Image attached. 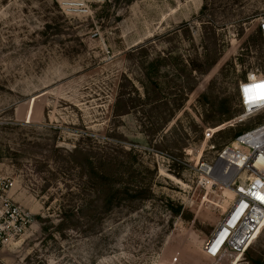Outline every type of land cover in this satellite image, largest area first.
<instances>
[{"label": "rangeland", "instance_id": "1", "mask_svg": "<svg viewBox=\"0 0 264 264\" xmlns=\"http://www.w3.org/2000/svg\"><path fill=\"white\" fill-rule=\"evenodd\" d=\"M92 10L0 0V209L29 219L0 264H222L205 247L234 193L211 170L264 120H236L238 83L264 73V0ZM231 262L264 264V226Z\"/></svg>", "mask_w": 264, "mask_h": 264}, {"label": "built area", "instance_id": "2", "mask_svg": "<svg viewBox=\"0 0 264 264\" xmlns=\"http://www.w3.org/2000/svg\"><path fill=\"white\" fill-rule=\"evenodd\" d=\"M59 7L78 16L93 12L92 8L105 0H55ZM258 29L264 33V16L257 19ZM264 73H250L237 85L238 106L241 113L237 121L264 111ZM215 170L230 172L226 181L233 189L234 200L205 247L206 254L226 264L233 256H242L256 239V232L264 225V120L239 133L217 152ZM211 170V169H210ZM225 182V183H226ZM11 182L0 184L6 192ZM29 222L23 210L7 198L0 209V245L20 236ZM232 264V262L230 263Z\"/></svg>", "mask_w": 264, "mask_h": 264}, {"label": "bare ground", "instance_id": "3", "mask_svg": "<svg viewBox=\"0 0 264 264\" xmlns=\"http://www.w3.org/2000/svg\"><path fill=\"white\" fill-rule=\"evenodd\" d=\"M211 173L213 174L214 177H216L215 179H218V180H220V181H224V180H226V179L229 177V175H230V172H229V171L226 172V173H219L218 171L216 172L215 168H214V169L212 168ZM213 176H212V177H213ZM215 179H214V180H215ZM212 182H213V181L211 180V183H212ZM263 226H264V225L262 224L261 227L258 229V231H259ZM258 231L256 232V235H257Z\"/></svg>", "mask_w": 264, "mask_h": 264}, {"label": "snow or ice", "instance_id": "4", "mask_svg": "<svg viewBox=\"0 0 264 264\" xmlns=\"http://www.w3.org/2000/svg\"><path fill=\"white\" fill-rule=\"evenodd\" d=\"M260 99L264 100V93L261 94Z\"/></svg>", "mask_w": 264, "mask_h": 264}]
</instances>
